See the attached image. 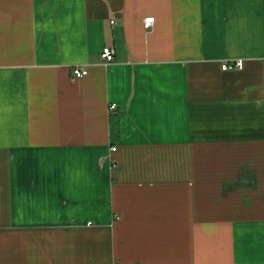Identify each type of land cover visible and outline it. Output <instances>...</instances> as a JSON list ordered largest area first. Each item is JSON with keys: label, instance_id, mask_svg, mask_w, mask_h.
Here are the masks:
<instances>
[{"label": "crops", "instance_id": "obj_1", "mask_svg": "<svg viewBox=\"0 0 264 264\" xmlns=\"http://www.w3.org/2000/svg\"><path fill=\"white\" fill-rule=\"evenodd\" d=\"M0 264H264V0H0Z\"/></svg>", "mask_w": 264, "mask_h": 264}, {"label": "built area", "instance_id": "obj_2", "mask_svg": "<svg viewBox=\"0 0 264 264\" xmlns=\"http://www.w3.org/2000/svg\"><path fill=\"white\" fill-rule=\"evenodd\" d=\"M155 22V18H147L144 20V27L147 30H151L152 26ZM111 24H114V21L111 22ZM115 50L112 47H106L100 54V59H102L103 63L105 65H108L109 63H112L115 61ZM242 63L241 61H236L233 63H227L222 66V70L225 72L233 71V70H243L242 69ZM72 75L74 80H79L80 78L86 77L88 75V71L85 67H82L80 65L72 68ZM112 109H116V105H112ZM113 151H116V148L113 149Z\"/></svg>", "mask_w": 264, "mask_h": 264}]
</instances>
